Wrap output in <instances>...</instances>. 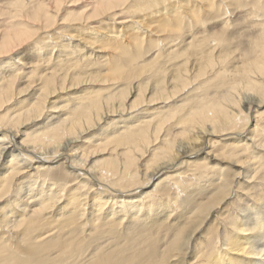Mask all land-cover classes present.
<instances>
[{
	"label": "bare ground",
	"instance_id": "bare-ground-1",
	"mask_svg": "<svg viewBox=\"0 0 264 264\" xmlns=\"http://www.w3.org/2000/svg\"><path fill=\"white\" fill-rule=\"evenodd\" d=\"M224 1L0 0V264H264V0Z\"/></svg>",
	"mask_w": 264,
	"mask_h": 264
},
{
	"label": "rangeland",
	"instance_id": "rangeland-1",
	"mask_svg": "<svg viewBox=\"0 0 264 264\" xmlns=\"http://www.w3.org/2000/svg\"><path fill=\"white\" fill-rule=\"evenodd\" d=\"M219 1H220V0H218V2H219ZM248 1H249V0H248ZM205 2H206V1H205ZM205 2H203V3H205ZM224 2H225V3H228V2H230V1H229V0H226V1H224ZM230 5H231V4H230ZM231 6H233V5H231ZM231 6H228V7H229V11H230V13H231V11L234 12L233 9L235 8V6H233V7H231ZM230 9H231V10H230ZM230 13L227 14V16H228L227 18H230V16H231L232 18L234 17L233 14L231 13V15H230ZM235 14H236V11H235ZM235 14H234V15H235ZM56 165L60 166V163H57ZM58 166H57V167H58ZM223 167H224V166H223Z\"/></svg>",
	"mask_w": 264,
	"mask_h": 264
}]
</instances>
